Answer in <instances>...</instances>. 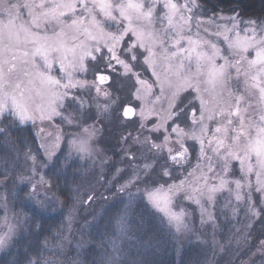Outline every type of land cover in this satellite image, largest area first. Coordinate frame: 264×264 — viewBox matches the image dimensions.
<instances>
[{"label": "snow or ice", "instance_id": "1", "mask_svg": "<svg viewBox=\"0 0 264 264\" xmlns=\"http://www.w3.org/2000/svg\"><path fill=\"white\" fill-rule=\"evenodd\" d=\"M223 2L0 0V264H63L64 232L95 219L105 193L119 197L103 214L121 237L143 210L177 254L193 240L223 251L230 213L238 264H264V12ZM57 119L33 151L23 134ZM97 159L61 201L58 178ZM69 203L55 244L22 243L25 226L39 236L35 218ZM101 264L154 262L113 243Z\"/></svg>", "mask_w": 264, "mask_h": 264}, {"label": "trees", "instance_id": "2", "mask_svg": "<svg viewBox=\"0 0 264 264\" xmlns=\"http://www.w3.org/2000/svg\"><path fill=\"white\" fill-rule=\"evenodd\" d=\"M231 0H224L220 5L222 8L230 6ZM243 10L249 16H257L264 12V0H242ZM211 7V5H209ZM59 123V120L57 121ZM32 127V133H25L24 139L28 142L29 147L35 151L39 146L40 141L36 137L35 144L32 142V136L36 135V129ZM19 146V145H17ZM5 154V149L0 147V155ZM119 159V157H115ZM84 166L79 162L76 168L70 169L68 172L62 174L58 178L59 191H56V195L61 201L65 200V196L62 192L70 189H76L82 178L76 173L81 172ZM113 195V193H109ZM75 195V192H72ZM71 208L69 206L63 209H59L55 213H43L37 216L36 223L39 225V236L34 235L33 229L25 226L24 239L22 243L27 246L29 242H35L39 239L41 242L47 238L52 244L57 241L53 240L56 233L61 231L64 226V220L68 215V211ZM83 221V219H82ZM89 230L82 234L79 249L75 245L77 236L75 233L70 237L69 240L64 244L65 254L57 255L61 257L63 264H72L74 258H80L79 261L82 264H101L103 257L112 254L113 243L118 239V232L113 223L109 222V216L102 214L100 221L95 224H89ZM87 227V228H88ZM130 231L128 235L123 238L121 251L125 254V258H136L148 259L153 261L154 264H181V260L184 264H204L205 261L212 262V264H223L220 261L216 262V257L210 256V252L214 251V247H203L197 243H189L183 245L182 254H177L173 247V244L169 242L168 235L159 228L158 216H151L148 213L134 212L129 220ZM79 230V228L77 229ZM66 231L64 232L65 235ZM145 243H151L152 247H144ZM49 255V253H45ZM232 264H238V259H228ZM81 264V263H80Z\"/></svg>", "mask_w": 264, "mask_h": 264}, {"label": "rangeland", "instance_id": "3", "mask_svg": "<svg viewBox=\"0 0 264 264\" xmlns=\"http://www.w3.org/2000/svg\"><path fill=\"white\" fill-rule=\"evenodd\" d=\"M134 106V105H133ZM133 119H136V117H134ZM58 119L53 123V124H49L48 122H45L44 124H41L39 121H37L36 125L34 126L36 129V133L39 134L37 137L40 141V143H42V138L43 139H47V136L45 135V133H53L55 131V125L59 124ZM44 128L45 129V133H41L40 129ZM131 130V129H129ZM106 140L111 141V144L114 145L115 141L112 140L111 137H106ZM111 145H106V144H100L99 148L103 149L105 147H110ZM118 150V149H117ZM107 155L109 157H112V159H115L114 156H112V152L109 151L107 153ZM80 163L84 166V171L86 173H92L93 171H95L98 167L99 161L98 159L96 160L95 164L93 163V161L91 160H82L80 161ZM193 163H195V160H193ZM178 175H182L183 174V170L181 169L179 173H177ZM90 178V176H89ZM83 182V180L79 183V185ZM79 185L77 187H79ZM76 187V188H77ZM83 191V189H81V192ZM106 196L109 197V199L107 201H98L97 205H96V212L94 213L95 219H93V216H89L88 217V221L89 223L86 225L84 221H82V219H79L77 221H73V223L71 224L70 229H68L65 233V236L67 237V240L70 239V237L75 233V235L77 236V240L75 243V245L79 244L81 241L82 234L89 230L90 228L88 227L89 224H95L97 222L100 221V217L103 214V210L106 208H110V206L113 203L114 199H118L119 197L116 196L115 193H113V195L109 194V193H105ZM223 201H221L222 203ZM184 207L186 208V210L192 214L190 215L189 218L194 219L195 222V227L197 229L201 228V225L199 223V212L198 210H195V205H192L191 202L185 201L184 202ZM59 210V209H58ZM57 210V211H58ZM195 210V211H194ZM55 211V212H57ZM55 212H45L47 214L50 213H55ZM69 213V211H68ZM68 216V215H67ZM229 220H231V222H229ZM22 223V221H21ZM219 224H220V228L216 233L215 239L216 241L219 242L220 245L224 246V250L221 251L219 249L218 246L216 245H210V246H203V247H214L215 250L210 252V256L212 255L213 257H216V262L220 261L222 263V261H225L223 264H229V258H232V260H236L238 259V257L246 259V256H243V249L240 250V252H237V248H236V244L234 242L235 237H234V231L236 228H239L241 225L239 223H237L236 219L231 218V214L229 213V216L226 218L225 216L221 215L219 217ZM88 227V228H87ZM79 228V230H77ZM81 228H83L84 230L81 231ZM210 231V230H209ZM118 232V239H116L114 241L115 245L120 247L121 246V242H123V238H125L126 236L121 237L119 234V230L117 229ZM191 242H185L184 244H189ZM192 243H197V241L193 240ZM112 253V252H111ZM65 254V249H63V255ZM54 259H58L60 261H62L61 257L58 256H54ZM80 258L78 259L77 257L74 258L72 260V264L73 261H77L78 264H82L81 261H79ZM63 262V261H62Z\"/></svg>", "mask_w": 264, "mask_h": 264}, {"label": "water", "instance_id": "4", "mask_svg": "<svg viewBox=\"0 0 264 264\" xmlns=\"http://www.w3.org/2000/svg\"><path fill=\"white\" fill-rule=\"evenodd\" d=\"M132 119L134 118V117H131Z\"/></svg>", "mask_w": 264, "mask_h": 264}]
</instances>
